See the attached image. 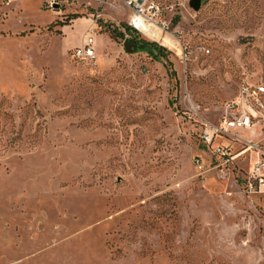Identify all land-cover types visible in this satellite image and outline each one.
Returning a JSON list of instances; mask_svg holds the SVG:
<instances>
[{"label": "rangeland", "instance_id": "obj_1", "mask_svg": "<svg viewBox=\"0 0 264 264\" xmlns=\"http://www.w3.org/2000/svg\"><path fill=\"white\" fill-rule=\"evenodd\" d=\"M150 1L161 60L125 51L121 0H0V264H264L254 153L200 139L264 87V0ZM230 133L264 150V118Z\"/></svg>", "mask_w": 264, "mask_h": 264}, {"label": "built area", "instance_id": "obj_2", "mask_svg": "<svg viewBox=\"0 0 264 264\" xmlns=\"http://www.w3.org/2000/svg\"><path fill=\"white\" fill-rule=\"evenodd\" d=\"M121 1L132 11L128 21V27L131 30L142 33L140 28L143 24L151 28H165V24L157 20L164 11L159 5L150 0ZM189 1L176 0L175 5L185 7L188 6ZM92 45L93 39L88 37L81 46L73 50V56L89 62L95 60L96 53ZM225 110L226 116L219 126H211L200 134L201 142L211 149L214 156L225 161L235 160L246 152L254 153L251 172L249 174L245 173L242 184L248 194H264V150L252 143H246V146L235 155H230L226 147L219 144L211 148L216 137L231 135L230 130L235 128L250 130L254 121H260L264 118V87L260 84L249 83L239 85L234 98L226 103Z\"/></svg>", "mask_w": 264, "mask_h": 264}, {"label": "trees", "instance_id": "obj_3", "mask_svg": "<svg viewBox=\"0 0 264 264\" xmlns=\"http://www.w3.org/2000/svg\"><path fill=\"white\" fill-rule=\"evenodd\" d=\"M124 30L126 34H129V37L124 38L129 44V51L131 53H146L148 56L152 57L155 60H161L164 58L165 50L162 47H159L155 43L148 42L144 39H141L135 31L131 30L127 25H124ZM124 37V34L120 31L112 30L111 36L117 37V35Z\"/></svg>", "mask_w": 264, "mask_h": 264}, {"label": "bare ground", "instance_id": "obj_4", "mask_svg": "<svg viewBox=\"0 0 264 264\" xmlns=\"http://www.w3.org/2000/svg\"><path fill=\"white\" fill-rule=\"evenodd\" d=\"M157 30H159V29H157L156 27L151 28V27H149V26H147L145 24H143L142 28H140V31L145 36H147V37H149L151 39H155V38L160 39L161 38L160 34L157 33ZM164 41H165V43L167 45L172 46V41L170 39L164 38Z\"/></svg>", "mask_w": 264, "mask_h": 264}, {"label": "water", "instance_id": "obj_5", "mask_svg": "<svg viewBox=\"0 0 264 264\" xmlns=\"http://www.w3.org/2000/svg\"><path fill=\"white\" fill-rule=\"evenodd\" d=\"M201 3H202L201 0H190L188 5H189V7L192 8L194 11H197V10L200 8ZM123 46H124V49H125L126 52L131 53V52L129 51V44L127 43V40H126V39H125V41H124Z\"/></svg>", "mask_w": 264, "mask_h": 264}, {"label": "crops", "instance_id": "obj_6", "mask_svg": "<svg viewBox=\"0 0 264 264\" xmlns=\"http://www.w3.org/2000/svg\"><path fill=\"white\" fill-rule=\"evenodd\" d=\"M2 1H5V0H2ZM13 1V3L16 1V2H24L25 0H7V2H12ZM4 7V6H3Z\"/></svg>", "mask_w": 264, "mask_h": 264}]
</instances>
